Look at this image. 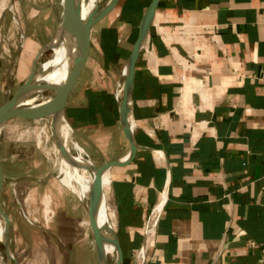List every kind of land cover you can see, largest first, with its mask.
<instances>
[{"label": "crops", "instance_id": "crops-1", "mask_svg": "<svg viewBox=\"0 0 264 264\" xmlns=\"http://www.w3.org/2000/svg\"><path fill=\"white\" fill-rule=\"evenodd\" d=\"M152 1L119 0L95 23L64 110L94 162L113 163L120 264H139L153 224L144 264H264V0H158L132 153L115 85Z\"/></svg>", "mask_w": 264, "mask_h": 264}, {"label": "rangeland", "instance_id": "rangeland-1", "mask_svg": "<svg viewBox=\"0 0 264 264\" xmlns=\"http://www.w3.org/2000/svg\"><path fill=\"white\" fill-rule=\"evenodd\" d=\"M1 1L0 105L32 74L34 60L52 39L63 12V0H6L3 9ZM48 56L46 52L40 60ZM34 120L11 118L1 133L5 180L0 188V216L10 245L5 264H14V256L15 264H97V242L87 211L93 208L94 219L96 205L80 201L76 191L61 183L55 161L47 157L45 145L38 144L43 124ZM45 124L49 128L51 123ZM118 253L116 248L114 254Z\"/></svg>", "mask_w": 264, "mask_h": 264}, {"label": "bare ground", "instance_id": "bare-ground-1", "mask_svg": "<svg viewBox=\"0 0 264 264\" xmlns=\"http://www.w3.org/2000/svg\"><path fill=\"white\" fill-rule=\"evenodd\" d=\"M112 2L113 0L108 3H105V0H71L72 6L69 7L68 14L60 19L55 34L44 46L43 51L46 47L47 49L38 55L36 65L29 78V85L20 92L18 103L9 110H26L33 114L36 123L43 124L38 136V144H44L47 157L55 161L61 183L69 190L76 191L80 201L89 200L96 205V215L93 222H90L91 230L96 237L99 264H114L117 261H115V255L117 259L119 258V253L114 254L116 248L117 251H120L116 226L102 192V188L107 187L110 181V174L108 169L106 172L100 170V180L98 183L95 182L99 168L76 140L59 99L62 88L83 56L87 46V36L91 30L88 25L89 21L95 15L100 14L105 7L111 5ZM5 3L6 0L1 1L2 9L5 8ZM151 22L152 12H149L143 27L147 23L151 25ZM149 35L150 29L138 42L132 58L125 62L115 85L116 97L119 105L121 104L122 118L130 130L133 129L130 95L132 89L131 74L136 55L146 45ZM46 52H49L48 58L41 61V57ZM53 102L56 106L55 109L50 114L44 115L42 111L47 106L52 105ZM1 117L0 114V138L5 126H3ZM47 122L52 124L49 128L45 124ZM53 135L56 136L57 140ZM161 207L162 204L158 206L157 211H160ZM92 210L93 208L87 210L90 220ZM153 226L154 224L149 227L151 233L154 232L155 226ZM7 237L0 216V264L9 263L10 245L7 244ZM14 259L16 263L15 256Z\"/></svg>", "mask_w": 264, "mask_h": 264}, {"label": "water", "instance_id": "water-1", "mask_svg": "<svg viewBox=\"0 0 264 264\" xmlns=\"http://www.w3.org/2000/svg\"><path fill=\"white\" fill-rule=\"evenodd\" d=\"M119 0H113V2L111 3V5H109L108 7H105V9H103V11L100 13V14H97L95 15L91 21H89L88 25L89 27L91 28V30L89 31L88 33V36H87V46L85 48V51L83 53V56L81 57L80 61L78 62L77 66L75 67V69L73 70V72L71 73L68 81L66 82V84L64 85V87L62 88L61 90V93H60V105H61V108L63 109V111L65 110V103H66V99L85 63V61L87 60V57H88V54H89V51H90V46H91V36H92V30H93V27L95 25V23L101 19L102 17H104L108 12H110L115 6L116 4L118 3ZM157 3H158V0H153L152 3L150 4V6L148 7L147 11L145 12L142 20H141V23H140V27H139V35H138V39L134 45V48H133V51H132V54L130 55L129 59L127 60V62L132 58L133 54L135 53L136 51V48H137V44L140 40H142V38L145 36V34L148 32V30L150 29L151 25L150 23H147L146 26L143 27V23H145V19L148 15L149 12H152V22L154 20V14H155V11H156V7H157ZM69 12V0H63V12H62V17H65ZM151 22V23H152ZM58 24V23H57ZM44 48V46H43ZM43 48L41 49L40 52L43 51ZM47 49V47H46ZM44 49V51L46 50ZM43 51V52H44ZM142 49L137 53L136 55V59H135V63L133 65V70H132V84H133V77H134V68H135V64H136V61L141 53ZM38 55V54H37ZM37 57L35 58L34 60V63L36 61ZM33 68V66H32ZM30 76L27 77V79L24 81V83L21 85V87L19 88V90L15 93V95L13 97H11L10 99L6 100L2 105H0V114L2 115V122H3V126L6 124V122L8 120H10L11 118H14V117H23V118H27V119H33L34 120V116L32 113H29V112H24V111H9L13 106H15L19 99H20V92L23 91L25 88H27V86L29 85V82H30ZM131 99H132V89H131ZM56 106H49L47 108H45V110L42 111V113L44 115H47L48 113L50 114L51 111L54 110ZM119 111H120V118H121V122L123 124V127H124V131L126 132V134L128 135V137L130 138V141L132 143V153H134L135 149H136V145L134 143V139H133V134H132V130H130L128 128V126L126 125V123L124 122V119L122 118V110H121V104L119 105ZM65 112V111H64ZM132 153H130V155H132ZM113 163H107L101 167H99V170L98 172L96 173V177H95V182H99L100 180V177H101V174H100V170H104V169H108L112 166ZM5 180V174L3 172V164H2V159H1V154H0V188L2 186V183L3 181ZM91 214V213H90ZM91 222H93V219H92V216H91ZM117 233V231H116ZM117 236H118V240H119V235L117 233ZM119 242V248H120V255H119V258L117 259V261L114 263V264H120L121 263V260H122V257H123V252H122V248H121V245H120V240L118 241Z\"/></svg>", "mask_w": 264, "mask_h": 264}, {"label": "built area", "instance_id": "built-area-1", "mask_svg": "<svg viewBox=\"0 0 264 264\" xmlns=\"http://www.w3.org/2000/svg\"><path fill=\"white\" fill-rule=\"evenodd\" d=\"M153 233L154 232L151 233V231L149 230V227H148L147 230H146V242L143 244V246L141 247V249L139 250V252L137 254V258H138L139 264H144V262H145V255H146L145 254V247H146V243H147V240L151 238Z\"/></svg>", "mask_w": 264, "mask_h": 264}]
</instances>
